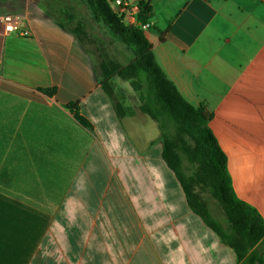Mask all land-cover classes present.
<instances>
[{
	"label": "crops",
	"instance_id": "1",
	"mask_svg": "<svg viewBox=\"0 0 264 264\" xmlns=\"http://www.w3.org/2000/svg\"><path fill=\"white\" fill-rule=\"evenodd\" d=\"M130 1L150 4L157 63L207 107L237 196L264 218V0ZM60 11L103 25L85 0H0V264H238L190 208L131 83L112 79L120 117Z\"/></svg>",
	"mask_w": 264,
	"mask_h": 264
},
{
	"label": "trees",
	"instance_id": "2",
	"mask_svg": "<svg viewBox=\"0 0 264 264\" xmlns=\"http://www.w3.org/2000/svg\"><path fill=\"white\" fill-rule=\"evenodd\" d=\"M85 3L93 18L133 56L126 65H116L102 58L100 85L105 93L113 100V78L131 81L133 88L140 91L141 112L159 124L163 159L176 174L190 208L236 252L238 264H264V218L255 207L237 196L228 169V156L210 127L207 107L194 106L181 95L157 63L144 30L126 25L110 0H85ZM54 15L62 19V26L69 27L82 43L91 42L83 21L65 11L54 12ZM151 17L150 4L141 1L139 20L146 23ZM41 91L53 93L50 89ZM114 106L120 117L126 114L123 105L114 103ZM67 108L78 121L89 126L80 115L78 102L69 103ZM201 192L218 203L225 216V227L212 220Z\"/></svg>",
	"mask_w": 264,
	"mask_h": 264
},
{
	"label": "rangeland",
	"instance_id": "3",
	"mask_svg": "<svg viewBox=\"0 0 264 264\" xmlns=\"http://www.w3.org/2000/svg\"><path fill=\"white\" fill-rule=\"evenodd\" d=\"M85 27L90 36L89 40H91V42L88 45H92L91 47L95 49L99 60V64L102 58L109 59L113 61L116 65H126L129 63V61L132 60L133 58L132 54L125 48V46L122 43H120L115 37L112 36V34L104 25L91 24L88 26L85 24ZM128 82L131 83V81H127V83ZM131 87L133 88L132 84ZM134 91L137 93L140 100V91H137L135 89ZM113 100L114 103L121 104L118 96L115 94V90L113 94ZM142 114L144 115L146 122V127H145L146 131L153 132L154 134L159 132L160 130L159 124L156 121H154L152 118H150L147 114L144 113ZM160 134H161V130H160ZM185 162L189 164L188 160L186 159ZM189 167L193 169V166H191L190 164ZM200 195L202 197V200L204 202H207L208 204V209L212 217V220L216 223L218 222L222 224L225 227V216L222 209L218 206V203L213 198H209L208 195L203 192H201Z\"/></svg>",
	"mask_w": 264,
	"mask_h": 264
},
{
	"label": "built area",
	"instance_id": "4",
	"mask_svg": "<svg viewBox=\"0 0 264 264\" xmlns=\"http://www.w3.org/2000/svg\"><path fill=\"white\" fill-rule=\"evenodd\" d=\"M114 11L126 25L147 30L151 27V22L142 23L138 16L140 14V2L132 3L130 0H110ZM5 30L15 32L17 30V19L12 14L2 16Z\"/></svg>",
	"mask_w": 264,
	"mask_h": 264
}]
</instances>
